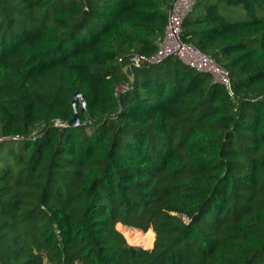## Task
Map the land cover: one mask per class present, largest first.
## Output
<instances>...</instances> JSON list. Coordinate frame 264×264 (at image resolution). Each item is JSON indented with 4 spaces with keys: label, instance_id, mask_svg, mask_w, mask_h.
I'll use <instances>...</instances> for the list:
<instances>
[{
    "label": "trees",
    "instance_id": "trees-1",
    "mask_svg": "<svg viewBox=\"0 0 264 264\" xmlns=\"http://www.w3.org/2000/svg\"><path fill=\"white\" fill-rule=\"evenodd\" d=\"M173 1L0 0V264H264V0L184 19L230 87L132 62Z\"/></svg>",
    "mask_w": 264,
    "mask_h": 264
},
{
    "label": "built area",
    "instance_id": "built-area-1",
    "mask_svg": "<svg viewBox=\"0 0 264 264\" xmlns=\"http://www.w3.org/2000/svg\"><path fill=\"white\" fill-rule=\"evenodd\" d=\"M195 3L196 0H174L171 5L165 36L160 41L157 54L152 57L135 55L132 57V62L138 66L144 61L160 62L176 55L188 65L212 73L215 81L230 87L229 72L196 46L183 39V22L185 17L192 11Z\"/></svg>",
    "mask_w": 264,
    "mask_h": 264
},
{
    "label": "rangeland",
    "instance_id": "rangeland-1",
    "mask_svg": "<svg viewBox=\"0 0 264 264\" xmlns=\"http://www.w3.org/2000/svg\"><path fill=\"white\" fill-rule=\"evenodd\" d=\"M121 228L125 231L124 235L127 239V242L129 245H134V246H140L141 248H145V249H148V248H152L153 247V243H154V240H155V232L153 230H150L148 231L147 233H145L144 235H136L133 233L136 231V230H141L139 228H133V227H127L123 224L120 223ZM117 229H118V226L116 225ZM142 231V230H141ZM147 231V230H145ZM128 234V235H127ZM145 237V241L142 240L143 238Z\"/></svg>",
    "mask_w": 264,
    "mask_h": 264
},
{
    "label": "water",
    "instance_id": "water-1",
    "mask_svg": "<svg viewBox=\"0 0 264 264\" xmlns=\"http://www.w3.org/2000/svg\"><path fill=\"white\" fill-rule=\"evenodd\" d=\"M81 98L83 101V107L82 110L86 111V99L85 96L83 95V93L81 91H77L73 97V101H74V105L76 106L77 100ZM68 124L73 125V126H77L81 124V120L80 117L78 115V110H75V116L73 119L68 121Z\"/></svg>",
    "mask_w": 264,
    "mask_h": 264
}]
</instances>
